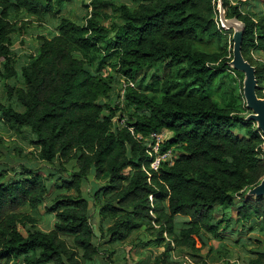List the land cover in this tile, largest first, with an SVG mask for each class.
Here are the masks:
<instances>
[{
  "label": "trees",
  "instance_id": "obj_1",
  "mask_svg": "<svg viewBox=\"0 0 264 264\" xmlns=\"http://www.w3.org/2000/svg\"><path fill=\"white\" fill-rule=\"evenodd\" d=\"M73 1L0 0V80L8 101L0 102V121L22 139L26 131L45 164L0 166V264L112 262L115 249L95 242L81 189L91 175L99 184L92 204L101 222H111L100 228L104 243L143 231L151 240H139L141 247L162 248L152 262L135 264H176L175 249L207 264L200 251L210 241L218 243L210 252L226 255L221 231L264 224V197L247 195L264 178V136L246 120L244 101L213 98L231 72L243 98V75L228 67L231 31L220 28L217 0H90L81 3L83 24L64 12ZM222 6L226 18L245 24L241 53L264 98V63L252 56L264 54V12H243L252 7L247 2ZM29 18L56 21L55 31L39 36L35 53L18 66L11 35ZM149 70L153 81L143 92L137 81ZM123 80L134 87L121 98ZM162 130L171 134L162 149L173 148L175 157L153 171L136 137ZM41 208L54 218L48 231L37 227ZM249 253L255 257L247 264H264V252Z\"/></svg>",
  "mask_w": 264,
  "mask_h": 264
},
{
  "label": "rangeland",
  "instance_id": "obj_2",
  "mask_svg": "<svg viewBox=\"0 0 264 264\" xmlns=\"http://www.w3.org/2000/svg\"><path fill=\"white\" fill-rule=\"evenodd\" d=\"M90 0H74L71 4L67 5L64 12L71 20H73L77 24H83L82 17L85 14L84 8L82 4L89 3ZM123 2H127V0H120ZM231 4L235 5L236 3H248L252 5L247 7L244 6L241 8L243 12H246L247 8L252 11L261 10L264 12V0H230ZM82 3V4H81ZM241 7V6H240ZM28 20L25 18L24 21ZM19 25V24H18ZM20 26V25H19ZM56 26V21H48L45 23L37 22L33 18H29L28 24L21 26L23 32H19V34L11 35V39L13 42L12 50L15 53V57L18 62V66L23 65L27 62L28 56L35 53L38 47V37L44 36L47 38H51L54 34ZM20 29V30H21ZM227 42L231 39V32L226 33ZM254 58L261 63H264V54L261 52H255L252 54ZM154 70H149L147 74L144 76V82L139 84L140 79L142 77L139 76L137 81V85L140 90L143 92H147L146 86H148L152 80V74ZM158 78H163L164 74L162 71L156 73ZM241 79L238 75L229 73L224 79L223 84L219 89L214 92L213 98L218 101L220 105H223L230 100H235L237 104H241L244 100L238 99L241 91L239 84ZM0 102L7 104L6 96L3 92V84L0 80ZM242 108H239L241 110ZM244 114V111H242ZM25 138H21L20 135H17L14 131L8 129L1 121H0V166L9 165L16 166L19 161H24V164L28 165H38L44 166V163L39 162L36 159V152L34 147L29 144L28 140L30 135L24 131ZM171 134L166 131L167 138ZM23 137V136H22ZM21 149L20 153L17 151ZM25 158V159H23ZM51 168L50 165H46ZM65 167L68 172H71L74 168V162L71 161L68 164H65ZM9 175H12L10 169L6 167ZM62 176L66 177L65 173H62ZM101 184V183H100ZM98 183L94 182L92 179V175L88 181V183L82 186V193L84 197L89 201L90 207V223L92 229L95 233V242L100 245L101 250L112 251L115 249L116 254L112 256V262H109V259H103L101 261L102 264H135L137 261L143 262H152L154 256L160 252H162L161 247H156L153 244L150 245H142L139 240L147 241V239L151 240V238L147 236L143 231L135 232L130 237L124 241L123 243H118L116 245H108L105 244L104 239L101 238L100 228L103 227V231L111 225L110 221H100L98 216L97 209L93 206L92 200L90 198L91 191L98 187ZM22 211H26V207L21 209ZM28 211V210H27ZM234 220V210H230ZM186 218L179 217L176 220L181 221ZM54 222V218L52 215L44 213L43 209L40 210V216L37 222V227L40 230L48 231L52 228ZM252 228H254L252 230ZM238 232V233H237ZM223 233L224 239L223 243L226 245V249H222V251H226L227 254L223 256V253H215L210 252L209 247L217 248L218 243L216 241H210L209 246L201 249L200 254L204 257L207 264H246V261L250 259L249 252L259 251L264 252V224L262 225L259 221H248L246 223H237L235 225L229 226L226 230L221 231ZM147 238V239H146ZM244 243L245 248L242 246ZM106 255L104 254V257ZM255 256V255H253ZM103 257V255H100ZM106 258V257H105ZM173 261L177 262L176 264H196L192 258L186 255V253L182 250L175 249L171 255ZM100 259V258H99Z\"/></svg>",
  "mask_w": 264,
  "mask_h": 264
},
{
  "label": "water",
  "instance_id": "obj_3",
  "mask_svg": "<svg viewBox=\"0 0 264 264\" xmlns=\"http://www.w3.org/2000/svg\"><path fill=\"white\" fill-rule=\"evenodd\" d=\"M216 9L220 28L223 31H231L232 58L228 62V67L243 75L242 96L245 108L249 112L246 120L254 122L256 129L264 136V98L258 97L256 92L255 68L244 59L241 53L245 24L235 17H225L222 0H217ZM247 195L264 197V178L256 186L248 190Z\"/></svg>",
  "mask_w": 264,
  "mask_h": 264
},
{
  "label": "built area",
  "instance_id": "obj_4",
  "mask_svg": "<svg viewBox=\"0 0 264 264\" xmlns=\"http://www.w3.org/2000/svg\"><path fill=\"white\" fill-rule=\"evenodd\" d=\"M128 87H134V84L131 81L123 80L118 90L121 98ZM136 138L137 140L144 142L146 146V154L151 158L150 168L153 171L158 170L161 162H168L169 164H172L175 157L173 148L162 149L163 144L167 140L166 130L153 132L145 139H143L141 136H137Z\"/></svg>",
  "mask_w": 264,
  "mask_h": 264
},
{
  "label": "crops",
  "instance_id": "obj_5",
  "mask_svg": "<svg viewBox=\"0 0 264 264\" xmlns=\"http://www.w3.org/2000/svg\"><path fill=\"white\" fill-rule=\"evenodd\" d=\"M250 254V253H249ZM255 256H253L252 254L250 255V259H253ZM250 259H248V260H250ZM248 260L246 261V264H247V262H248Z\"/></svg>",
  "mask_w": 264,
  "mask_h": 264
}]
</instances>
